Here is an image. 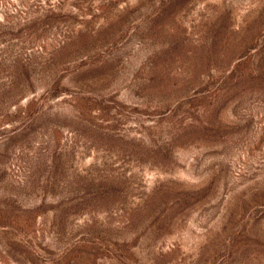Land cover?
<instances>
[{"label": "rangeland", "instance_id": "374dc122", "mask_svg": "<svg viewBox=\"0 0 264 264\" xmlns=\"http://www.w3.org/2000/svg\"><path fill=\"white\" fill-rule=\"evenodd\" d=\"M0 264H264V0H0Z\"/></svg>", "mask_w": 264, "mask_h": 264}]
</instances>
